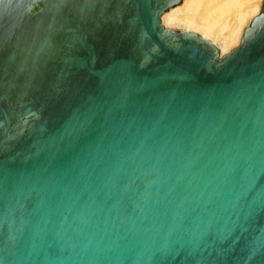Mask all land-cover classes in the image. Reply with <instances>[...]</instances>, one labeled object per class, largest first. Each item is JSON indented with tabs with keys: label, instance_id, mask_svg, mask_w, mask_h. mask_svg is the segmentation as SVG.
Masks as SVG:
<instances>
[{
	"label": "water",
	"instance_id": "obj_1",
	"mask_svg": "<svg viewBox=\"0 0 264 264\" xmlns=\"http://www.w3.org/2000/svg\"><path fill=\"white\" fill-rule=\"evenodd\" d=\"M181 0H0V264H264V0L239 46Z\"/></svg>",
	"mask_w": 264,
	"mask_h": 264
},
{
	"label": "bare ground",
	"instance_id": "obj_2",
	"mask_svg": "<svg viewBox=\"0 0 264 264\" xmlns=\"http://www.w3.org/2000/svg\"><path fill=\"white\" fill-rule=\"evenodd\" d=\"M263 0H181L162 14L165 29L190 32L216 47L221 56L239 45L243 30L259 12Z\"/></svg>",
	"mask_w": 264,
	"mask_h": 264
},
{
	"label": "rangeland",
	"instance_id": "obj_3",
	"mask_svg": "<svg viewBox=\"0 0 264 264\" xmlns=\"http://www.w3.org/2000/svg\"><path fill=\"white\" fill-rule=\"evenodd\" d=\"M259 13H260V12H259ZM251 21H252V20H251ZM251 21H250V22H251ZM249 24H250V23H249ZM249 24H248V25H249ZM247 27H248V26H247ZM247 27H246V28H247ZM240 40H241V39H240ZM239 44H240V42H239ZM238 46H239V45H238ZM238 46H237V47H238ZM237 47H236V48H237ZM236 48H234V49H236ZM234 49H232V50H234ZM232 50H231V51H232ZM231 51H230V52H231ZM230 52H229V53H230ZM229 53H228V54H229ZM224 56H225V55H224ZM219 57L221 58V57H223V56H221L220 53H219Z\"/></svg>",
	"mask_w": 264,
	"mask_h": 264
}]
</instances>
